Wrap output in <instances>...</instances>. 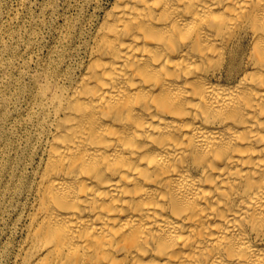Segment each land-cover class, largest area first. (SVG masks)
I'll use <instances>...</instances> for the list:
<instances>
[{
    "label": "bare ground",
    "instance_id": "1",
    "mask_svg": "<svg viewBox=\"0 0 264 264\" xmlns=\"http://www.w3.org/2000/svg\"><path fill=\"white\" fill-rule=\"evenodd\" d=\"M80 50L27 107L15 264H264V0H112Z\"/></svg>",
    "mask_w": 264,
    "mask_h": 264
},
{
    "label": "rangeland",
    "instance_id": "2",
    "mask_svg": "<svg viewBox=\"0 0 264 264\" xmlns=\"http://www.w3.org/2000/svg\"><path fill=\"white\" fill-rule=\"evenodd\" d=\"M111 2L0 0V264H15L22 242L20 181L36 136L27 107L37 104L40 82L73 71L95 14Z\"/></svg>",
    "mask_w": 264,
    "mask_h": 264
}]
</instances>
